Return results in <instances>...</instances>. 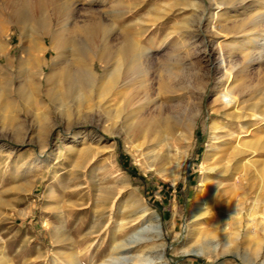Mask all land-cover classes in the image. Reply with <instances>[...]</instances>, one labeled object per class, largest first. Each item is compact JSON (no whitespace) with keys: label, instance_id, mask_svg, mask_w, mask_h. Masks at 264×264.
I'll return each mask as SVG.
<instances>
[{"label":"rangeland","instance_id":"374dc122","mask_svg":"<svg viewBox=\"0 0 264 264\" xmlns=\"http://www.w3.org/2000/svg\"><path fill=\"white\" fill-rule=\"evenodd\" d=\"M28 1L0 0V264H264V120L242 121L245 149L237 159L243 161L212 198L218 220L199 222L192 214L200 203L212 122L241 135L234 117L264 109V46L256 44L263 42L264 0H127L118 6V0H70L61 18L65 29L87 24L94 12L108 26V39L128 42L118 52L120 65L106 58L95 64L98 80L122 65L115 83L107 91L81 89L80 98L55 84L60 70L49 47L55 20L44 19ZM76 48L60 60L74 64ZM169 58L176 61L174 76L167 72ZM146 66L154 89L160 79L179 89L160 96L153 91L150 113L161 110L163 122L135 141L126 131L135 117L126 116L113 96L125 79L135 87L138 68ZM34 98L39 105L32 112ZM131 107L138 111L137 104ZM43 111L51 125L39 140ZM190 115L193 124L184 129L180 122ZM245 164L247 186L240 183ZM116 171L124 186L112 177ZM137 200L158 220L159 235L148 217L117 231ZM206 230L211 234L204 238Z\"/></svg>","mask_w":264,"mask_h":264},{"label":"bare ground","instance_id":"6f19581e","mask_svg":"<svg viewBox=\"0 0 264 264\" xmlns=\"http://www.w3.org/2000/svg\"><path fill=\"white\" fill-rule=\"evenodd\" d=\"M31 1L32 0H30V2ZM91 1L94 2V0H91ZM23 3H25L24 0H23ZM70 3H71L70 0H33V2H31L33 11L38 12V13L40 12L44 19L53 17L54 20H55L54 29L52 31V34L49 35V36H51L50 37V43H49L50 46L49 47H50L51 52L53 53L52 56L56 60V61H54L55 62L54 64L57 66V68H59L58 70H60V72L56 71V68L52 64L54 68H51L50 72L51 73H55V71L57 72L56 73L57 79L55 80V84L56 85H59L61 83L64 84L68 88V90L70 92L75 94L77 96V98H80V93L79 92H81L80 91L81 89L82 90L83 89L88 90V89H92V88H97V90L99 92L102 91V90L103 91H107L108 90L107 88H109L110 84L114 82L115 78H117L116 76H118V74H119V73L117 74V70L121 69L120 67L122 65L119 68H117V69L115 68L114 70H112V72H108L107 69L104 70L103 71V75L101 74L102 76L100 75L101 76V77L99 76L100 80H98V73L96 72L95 64H99V67H100V65L102 63L101 61L104 58H106L107 60H111V61L114 60L113 61V65H114V63H116V64L119 63V59L117 57L118 56V52L121 49L126 50L124 46H127L128 42H127V39L124 40L125 39V37H124V39H119L120 41L117 44V41L115 42L114 41L115 39L113 38L112 40L115 42L116 45H111L110 42H112V40H110V39L112 37L110 39H108L107 36H106L107 35V31L106 30L108 29V26L106 28V26L103 25V23L101 21V18H99V16L96 13H95L96 14V16H95L94 12L91 13V11L89 12L91 14H90V19L87 22V24H85L83 26H80L78 28L75 27V28H72V29H65L63 23H66V22L62 23V19L61 18L65 17L66 13L71 10V9L68 10ZM124 3H127V0H118L116 2V6L122 5ZM32 8H30V9H32ZM72 9H73V7H72ZM122 12L123 11H120V13L119 12H115V13L116 14H122ZM19 18H22V17H19ZM67 18H68V16H67ZM260 18L262 19L263 15H262V17L260 16ZM64 21H66L65 18H64ZM0 27H2V26H0ZM113 27H114V25H113ZM110 29H113V28H110ZM31 34H32V32H31ZM260 36H261L260 40H262L263 42L262 43L257 42L256 44L258 46H264V32L260 33ZM117 38L118 37H116V39ZM114 42H112V44H114ZM129 43H131V42H129ZM246 43H250V42L247 41ZM31 45H33V44L31 43ZM118 46H120V47H118ZM74 47H77L76 49H78V52H79V57H78V59L76 60V62L74 64L72 63V65H69V62L67 63L65 61L66 62L65 63L64 61L60 60V56L61 55L63 56L66 51H68V50L70 51ZM133 47H134V45H133ZM32 48L33 47H28V48L24 49L26 57H27V60H31L32 53L29 50L32 49ZM99 50L102 51L103 54H100V55L98 54L99 55V57H98L97 56V51H99ZM1 51H2V46H0V53H3ZM139 52H143V51H141V49H139L138 53ZM130 53H126V54H130ZM42 55L45 56L44 50H43ZM139 55H138V57H139ZM172 58H169L170 67H168L167 72L169 73V75H173L174 76V72H173V66L174 65L171 66V64H173V63L176 64V61L172 60ZM126 62L124 61L123 63H126ZM109 63H110V61H109ZM120 63H122V61ZM120 63H119V65H120ZM39 64H41V63H39ZM106 64H108V63H105V65ZM60 65H62V66L60 67ZM123 65L125 67V64H123ZM126 65H127V63H126ZM96 66H98V65H96ZM128 66H129V68L126 67L124 69L127 70V68H128V71H131V70H133V68H135V66H132L131 62H130V64ZM150 68H151L150 66L141 67V69L139 67L138 69L140 71L138 72L137 75L135 73V75H136L135 77H138L139 79L136 82L137 85L135 87L132 86L134 89L131 87V85H132L131 83L132 82L128 81V80L126 81V79H125V84L126 85L123 88V90L121 92H118V93L114 94V96H113V97L117 96L115 99L118 98V100L121 101L122 106H119V109L121 111H124V112L126 111L125 112L126 116L127 115L129 117L132 116V117H135L134 119H136V121L133 119L134 123H132L129 126V128L126 130L128 132V136L132 137V139L135 140V141L137 139H139L140 137H142L143 135H146L147 133H149V131H151V129H153V128H151L152 126L163 122L162 119L164 117H163V115L161 113V110L156 109L155 110V113H157L156 115L150 113V106H155V95L153 96V91L156 90V94H157L156 96H160V94L162 92L169 91V90L170 91H175V90L179 89L178 85L167 84L163 79H160L158 81V83H157L158 86H157V88L154 89L153 79L151 77ZM138 69L136 68V71ZM118 71H120V70H118ZM123 73H124V71H123ZM123 73L121 75H123ZM130 74L132 75L133 73H130ZM124 75L128 76V73L126 72ZM119 77L121 79L120 75H119ZM51 82H53V81H51ZM28 84L29 83H27V85ZM114 86H116V84ZM29 87H30V85H29ZM52 88H53V86H52ZM129 88H131V89H129ZM18 89H17V91H18ZM53 89H55V88H53ZM63 89H65V88H63ZM128 89L129 90L133 89L132 93H131V91L129 93ZM48 91L49 90H47V92ZM60 91H61V89H60ZM109 91H110V89H109ZM35 92H37V91H35ZM2 93H3V91H2ZM2 93H1V89H0V101H1ZM6 93H7V91H6ZM26 93L28 94V98H33L32 95H31V92L29 90H27ZM37 93H39V92H37ZM107 93H109V92H107ZM110 93H111V91H110ZM113 93H115V92H113ZM75 95H72V96H75ZM51 97H53V95ZM63 98H67V96L66 97H62V99ZM74 100H75V98H74ZM261 100L264 103V97ZM23 102H24V100H23ZM24 103L26 104V102H24ZM0 104H1V102H0ZM37 104L38 103L35 101V98H34V106H33V104H32L33 107L30 106L32 112L35 111L34 110L35 108H37L36 107ZM41 104L43 106L42 102H41ZM82 104H84V103H82ZM135 104H137V110L138 111L133 110V108L131 107V106H135ZM263 106H264V104H263ZM142 109L149 110V113H147L146 115L141 114V110ZM216 111L219 112L218 109ZM127 113H129V114H127ZM133 114L135 116H133ZM242 114H244V115H237L236 117H234L236 123L241 128V133H242L241 135L236 130L229 129L228 126L223 124L221 121L212 122V124H211V137H210V141L208 143L209 144L208 145V150H207V153L205 155L204 163L206 164V166L203 167L204 178L202 179V189L200 190L201 194L199 195L200 203L196 204V206H194L193 209H192L193 216L196 215V214H199V215H197V216H200V218L198 219L199 222L201 221V222H208V223L209 222H213L214 223L215 220H218V218H219V215L217 214L218 212L217 213L214 212V206H211V203H214L212 198H214L215 196H217V194H220L222 191H224V188H226V186L229 183L228 182L229 178L232 176V174H230V170H233L235 166L239 165V163L243 161V159L242 160L241 159H237V158H239L238 157L239 154H242V152L245 149L244 148L245 144H243V142H242V141H244L243 140L244 138H243L242 135L246 134V127H243V124H244L245 121L244 122H242V121L245 120V119L246 120L247 119H251V120H254V121L264 120V109L258 110V109L255 108V109H252L250 111L244 112ZM226 116L229 117V115H226ZM128 119L131 120L132 118L131 119L128 118ZM39 120H40V128H39V132L37 134V136H38L37 138L39 140H42V139L45 138V136H46L51 124L49 122V119H48L47 115L44 113V111L42 113V118L41 119L39 118ZM193 121H194V115H190V116H187L184 119V121L180 122V124H182L181 126L184 129H190L192 124H193ZM126 125H128V124H126ZM185 135L186 134H183V132H181L180 133V138L181 139H185ZM137 143H138V141H137ZM236 144L238 146H236ZM137 145H139V144H137ZM242 146H243V148H242ZM235 152H237V153L235 154ZM237 154H238V156H237ZM234 156H237V157L234 158ZM258 161L259 160H254L253 162H258ZM248 165H250V164H248ZM248 167L249 166H247L245 164V166L242 169L243 172H240L241 173V175H240L241 176V180H240L241 185H242V183L243 184L245 183L246 186L248 185V180H249V170H247ZM168 176L173 178L175 176V174L171 172L170 174H168ZM112 177L116 178L115 182L117 184H121V185L123 184V186H124V183H123L124 179L122 180L123 177L120 176V174L117 173V171L115 172L114 175H112ZM120 177H122V178H120ZM242 187L243 186H241V188ZM215 198H217V197H215ZM218 204H220V203H218ZM199 205H201V208H199ZM215 205H217L216 202H215ZM132 208H133V209H131L132 214L130 213L131 211L127 214V217H126L127 219L123 220L120 223V225L117 228V231L118 232L122 231L124 229L126 223H128L130 221H133V220L138 219V218L139 219L140 218L144 219L145 217H148V219H150L152 221H155V226L154 227H155V229H157V234L159 235L160 231H159L158 220L157 219H153V217H151L152 212H150L146 208L145 204L143 205L142 203L139 202V200H137L136 206L132 207ZM248 215L249 214L247 213V217H248ZM154 218H155V216H154ZM249 221H251V220L249 219ZM213 223H211V224H213ZM210 226H208V227H210ZM228 226L229 225H227V227ZM205 228H207V227H205ZM224 231H227V230L224 229ZM210 234H208V231L206 230L205 232L201 233V236H203L204 238H207V237H209ZM158 247H160V250H163V244L158 245ZM125 263H126V261H124L123 264H125ZM90 264H93V262H91Z\"/></svg>","mask_w":264,"mask_h":264}]
</instances>
